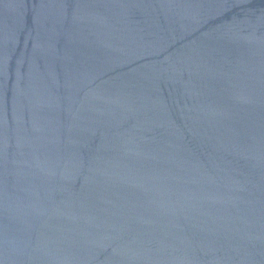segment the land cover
<instances>
[{
  "label": "water",
  "instance_id": "water-1",
  "mask_svg": "<svg viewBox=\"0 0 264 264\" xmlns=\"http://www.w3.org/2000/svg\"><path fill=\"white\" fill-rule=\"evenodd\" d=\"M0 264H264V0H0Z\"/></svg>",
  "mask_w": 264,
  "mask_h": 264
}]
</instances>
